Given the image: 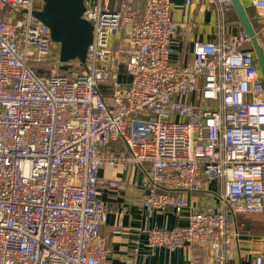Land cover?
<instances>
[{"label":"built area","instance_id":"1","mask_svg":"<svg viewBox=\"0 0 264 264\" xmlns=\"http://www.w3.org/2000/svg\"><path fill=\"white\" fill-rule=\"evenodd\" d=\"M248 1L258 42L264 0ZM206 2L221 21L233 8ZM42 7L0 0V264H110L99 196L124 183L99 170L134 165L145 173L142 205L156 211L181 212L185 192L220 184L217 208L145 234L152 248L202 253L182 264H227L237 215H264V81L251 36L220 21L181 64L171 55L188 26L171 0H84L85 61L62 63L34 14ZM252 264H264V251Z\"/></svg>","mask_w":264,"mask_h":264},{"label":"crops","instance_id":"2","mask_svg":"<svg viewBox=\"0 0 264 264\" xmlns=\"http://www.w3.org/2000/svg\"><path fill=\"white\" fill-rule=\"evenodd\" d=\"M171 1L174 5L173 18L188 26L182 30L181 38L177 36L171 60L185 64L191 58L192 41L212 39L221 19L214 5L208 4L206 0H193L191 7L185 6L184 0ZM240 1L254 28L258 25L254 8L248 0ZM221 22L227 34L243 28L234 8L223 15ZM258 42L264 55V35L258 37ZM110 148L117 150L115 143H111ZM99 176L104 179L118 178L124 183L120 190L104 188L99 196L108 209L106 222L100 227V235L105 238L110 264H182L197 253L202 255L194 250L169 252L164 248H152L147 243L145 231L151 228L183 227L188 223L192 208H217L219 199L215 193L220 192L217 181L209 182L205 189L195 193L185 192L191 208L186 207L177 213L169 207L164 211H156L142 205L147 192L142 187L145 173L139 166L125 169L105 166L99 170ZM237 222L241 229L240 241L227 264H252L253 255L264 251V215H239Z\"/></svg>","mask_w":264,"mask_h":264},{"label":"water","instance_id":"3","mask_svg":"<svg viewBox=\"0 0 264 264\" xmlns=\"http://www.w3.org/2000/svg\"><path fill=\"white\" fill-rule=\"evenodd\" d=\"M235 13L251 36L257 57V66L264 81V56L240 0H231ZM84 0H43V7L35 16L50 30L51 40L59 45L60 62L79 60L84 63L87 48L92 40V25L82 19Z\"/></svg>","mask_w":264,"mask_h":264},{"label":"trees","instance_id":"4","mask_svg":"<svg viewBox=\"0 0 264 264\" xmlns=\"http://www.w3.org/2000/svg\"><path fill=\"white\" fill-rule=\"evenodd\" d=\"M249 19H251V18H249ZM258 28H259V25L254 26V29H255V30H257ZM40 67H41V68H40L39 71L43 72L44 67H43L42 65H41ZM44 71H45V69H44ZM237 228H238L239 231L241 230V229H240V226L238 225V222H237Z\"/></svg>","mask_w":264,"mask_h":264},{"label":"bare ground","instance_id":"5","mask_svg":"<svg viewBox=\"0 0 264 264\" xmlns=\"http://www.w3.org/2000/svg\"><path fill=\"white\" fill-rule=\"evenodd\" d=\"M59 46V45H58ZM58 58H59V51H58ZM75 60H77V59H75ZM60 61V60H59ZM71 61H73V60H71ZM79 61V60H78ZM69 62V61H68ZM80 62V61H79ZM62 63H67V62H62ZM81 63V62H80Z\"/></svg>","mask_w":264,"mask_h":264},{"label":"rangeland","instance_id":"6","mask_svg":"<svg viewBox=\"0 0 264 264\" xmlns=\"http://www.w3.org/2000/svg\"><path fill=\"white\" fill-rule=\"evenodd\" d=\"M61 70H64V66L62 67V69ZM237 216H239V215H237ZM237 218V217H236Z\"/></svg>","mask_w":264,"mask_h":264}]
</instances>
